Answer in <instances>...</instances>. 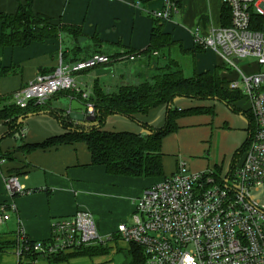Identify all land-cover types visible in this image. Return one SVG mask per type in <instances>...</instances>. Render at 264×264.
<instances>
[{
  "label": "crops",
  "instance_id": "crops-1",
  "mask_svg": "<svg viewBox=\"0 0 264 264\" xmlns=\"http://www.w3.org/2000/svg\"><path fill=\"white\" fill-rule=\"evenodd\" d=\"M28 1L34 13L50 18L53 23L78 27L83 42L81 39L76 41L78 47L72 53L66 48L68 42L75 43L69 35L58 34L56 38L26 47L0 45L1 109L14 105L12 95L38 75H51L60 57L64 56V62L69 63L98 53L111 57L135 53L140 56L134 61L115 62L109 66L113 69L112 74L96 76L98 69L108 68L104 66L74 75L76 88L70 96L54 95L43 104V109L20 118L18 122L25 132L23 138L17 133L8 134L7 120H0V154L7 155L0 159V204L12 203L15 207L9 220L1 225L6 226L8 233L0 235V248L10 247L8 253L12 254L18 232L31 242H46L54 223L80 211L97 217L99 234L106 237L119 224L130 221L134 202L141 193L174 173L180 163L195 173L210 170L221 176L230 171L236 153L250 136L249 121L243 113L248 110L245 100L226 104L217 100L175 98L171 104L177 115L173 123L175 130L164 136L159 146L163 172L160 177L110 174L105 166L92 164L91 154L82 140L45 143L68 132L51 111L67 116L71 100L93 107L89 99L97 89L109 94L122 85H140L149 79V72L155 74L156 63L163 65L169 59H177L171 57L175 56L171 55V50H178L177 60L198 74L223 67L213 50L196 48L192 35L197 26L204 33L209 27L220 26L221 0H178L179 11L162 26V32L173 43L164 55L141 53L150 45L152 31L160 24L154 13L163 8V0H0V13L13 14L19 5ZM92 38L96 43L90 45ZM78 48L82 50L78 52ZM193 50H196L194 58L189 53ZM226 72L229 71H220L225 79ZM111 80L117 81L113 88L110 87ZM168 109L167 105H159L145 114L132 115L133 119L110 115L102 131L146 136L152 133L151 130L164 127ZM191 109L201 111L192 113L189 112ZM74 126L80 125L73 122L71 127ZM218 135L221 138L216 147ZM207 140L210 141L209 155L205 157L202 154ZM44 143V147L30 148ZM6 174L15 175L19 184L30 193L8 198L3 183ZM51 260L38 259L35 264H49ZM26 262L30 264L31 260Z\"/></svg>",
  "mask_w": 264,
  "mask_h": 264
},
{
  "label": "built area",
  "instance_id": "built-area-1",
  "mask_svg": "<svg viewBox=\"0 0 264 264\" xmlns=\"http://www.w3.org/2000/svg\"><path fill=\"white\" fill-rule=\"evenodd\" d=\"M163 1L154 17L168 21L179 7L176 0ZM221 4L229 11V25L209 27L205 33L197 26L192 35L195 46L213 50L226 71L235 74L226 83L229 91H239L241 81L253 118L247 145L230 171L221 176L210 170L195 173L178 164L174 173L135 200L129 223L119 224L106 237L98 233L92 215L82 211L54 223L46 242H31L18 232L12 254L19 264L34 254L53 259L95 246L120 249L119 245L126 251L139 248L140 264H264V206L251 196V190L257 192L264 184V0H221ZM139 56L111 58L98 53L73 63L60 57L51 75H38L12 95L14 105L25 109L29 102L44 104L59 92L74 91V75ZM233 58L254 59L255 70L242 72ZM88 109L93 117V107ZM24 134L22 129L20 137ZM3 183L10 199L30 193L15 175H4ZM14 210L12 203L0 204V224Z\"/></svg>",
  "mask_w": 264,
  "mask_h": 264
},
{
  "label": "trees",
  "instance_id": "trees-1",
  "mask_svg": "<svg viewBox=\"0 0 264 264\" xmlns=\"http://www.w3.org/2000/svg\"><path fill=\"white\" fill-rule=\"evenodd\" d=\"M177 4H178V0ZM229 11L223 7L220 16V26L229 25ZM51 19L34 13L30 2L19 5L13 14L0 13V45L2 47H26L34 42H44L45 40L56 38L57 33H52L53 25H50ZM165 21L157 19L158 24L151 34V43L145 51L147 55L152 53L166 54L164 51L173 45L169 36L162 32V26ZM69 33L81 31L78 27L61 25ZM200 48V47H196ZM78 52L82 49L78 48ZM196 50L189 52L194 58ZM118 56V55H117ZM113 56L111 58H115ZM64 61V56L62 57ZM81 59H74L73 63ZM156 62L157 59L154 58ZM191 65L193 60L191 59ZM162 65L157 64V72L145 79L140 85H122L114 93H105L102 89H97L90 97L89 102L93 105V122L95 126L85 128L81 126L71 127L73 124L67 116H59L57 112L51 113L61 122V125L68 131L60 137L50 139L45 143H52L53 140L66 142L72 139L82 140L86 143L91 154L93 165L105 166L106 171L110 174H120L134 177H160L163 175L161 155L159 146L161 139L175 130L173 126L176 118L175 111H172L171 104L177 97L188 98L197 101L217 100L226 104L231 102L245 100L240 91H229L226 87L227 79L222 77L220 71L226 70L224 67H216L212 72L195 73L191 77H186L185 64L180 63L177 59L168 60ZM71 91L59 92L58 95L70 96ZM57 95V94H56ZM80 96V95H79ZM74 97V96H73ZM45 105V104H44ZM167 105L168 112L163 128L151 130L152 133L146 136L136 135L127 132L111 133L102 131L106 118L110 115H121L133 119L132 115L141 113L145 114L150 109ZM43 109V104L38 105L35 102H29L25 109H20L15 105L0 108V120H7L8 134L20 136L21 123L18 121L28 113H36ZM200 109H191L189 112H200ZM249 121V131L252 129L253 118L249 110L243 111ZM70 121V122H69ZM71 128V129H70ZM79 129L89 131V134H80ZM248 140L244 146L236 153L234 162L239 159L240 153L243 152ZM43 145H32L30 148L44 147ZM6 157L0 154V159ZM3 160V159H2ZM12 175V174H10ZM1 249V248H0ZM107 248L90 247L85 248L80 254H70L71 256H96ZM130 262L128 264H140L143 261L141 250L132 246L129 251ZM32 260L37 258V254L31 255ZM60 257L52 260L60 261Z\"/></svg>",
  "mask_w": 264,
  "mask_h": 264
},
{
  "label": "rangeland",
  "instance_id": "rangeland-1",
  "mask_svg": "<svg viewBox=\"0 0 264 264\" xmlns=\"http://www.w3.org/2000/svg\"><path fill=\"white\" fill-rule=\"evenodd\" d=\"M50 25H53L52 26V29H51V32L52 33H57V35H62V36H65V35H69L71 36L74 40H75V45L73 43H70L68 42L66 45L68 47H66L68 49V51H70V53H72L73 51L76 50V47H78V45H76V41H78L79 39H81V42H83V36L79 34V32H76V33H73L74 35H72L71 33H69L64 27L60 26L58 23H53V22H50ZM96 43L94 41V38L91 39V41L89 40V44L90 43ZM92 43V44H93ZM90 44V45H92ZM85 45H88V44H85ZM170 46L165 49L164 51L165 52H169L170 51ZM174 49V48H173ZM171 55H175V56H171L173 58L177 57V59L179 58V54L177 53L178 50H171ZM176 51V52H175ZM156 59V58H155ZM232 62L234 63L235 67L238 68L239 70H241L242 72L246 73L247 71H254L255 70V67H254V62L255 60L250 58V59H231ZM127 62V61H126ZM129 63H126V65H128ZM248 65H251V68L250 69H247ZM163 66V65H162ZM161 66V67H162ZM157 70V69H156ZM155 68H154V72L156 75V71ZM229 72L231 74H229ZM229 72H226V79L227 80H230V79H233L234 77V74H233V71H229ZM153 72H149V77L152 75ZM157 73H161V71L157 72ZM185 76L186 77H191L193 76L192 75V72L190 71L189 69V66L186 67L185 69ZM114 75L117 76V72L115 71ZM153 76V75H152ZM236 78V77H234ZM240 78L238 77V80ZM107 80H109V77L107 78ZM114 82L115 84L117 83V81H113L111 80L110 81V87L113 88L114 87ZM240 83V86H239V91L241 92L243 90V85L241 84V81H239ZM114 93V92H112ZM46 103V102H45ZM78 132L80 134H89V131H86V130H83V129H79ZM220 138H221V135H218L216 140H215V146L217 147L219 145V142H220ZM209 145H210V141L207 140L206 142H204V146H205V151H204V154H202V156H208L209 153ZM217 151V150H216ZM251 196L252 198L259 202L261 204V206H264V184L261 185L259 188H258V191H254V190H251ZM94 218V223H95V226L98 230V220L96 219L97 217H93ZM130 219H131V215H130ZM6 222H4L3 224H5ZM126 223H129V221H127ZM3 224H0V235L2 234H7V230H6V226H2ZM9 223H7L8 225ZM98 233H99V230H98ZM120 249H117L116 247H112V248H107L104 250V252L102 253L103 255H96V256H71V257H68V258H65V259H61L60 261H54V260H51L49 261V264H128L130 262V256H129V252H127L126 250H124L123 248V245H119ZM10 247L8 248H4L2 247L0 249V254L1 253H5L3 254V256L0 257V264H18V261L16 259V257H14L11 253H8ZM82 253V252H81ZM77 254H80V253H77ZM38 259H45L43 257H38L34 260H32L30 257H29V260H31L30 264H35V260L38 261ZM27 262H24V263H20V264H26Z\"/></svg>",
  "mask_w": 264,
  "mask_h": 264
},
{
  "label": "water",
  "instance_id": "water-1",
  "mask_svg": "<svg viewBox=\"0 0 264 264\" xmlns=\"http://www.w3.org/2000/svg\"><path fill=\"white\" fill-rule=\"evenodd\" d=\"M113 69L111 67L98 69L95 72L96 76L112 74ZM68 117L71 121L75 122L85 128H91L95 126L93 117L90 115V111L87 105H83L76 100H71L68 106Z\"/></svg>",
  "mask_w": 264,
  "mask_h": 264
}]
</instances>
